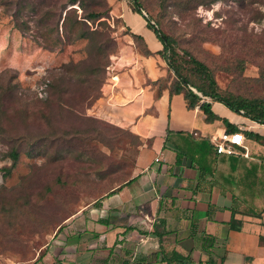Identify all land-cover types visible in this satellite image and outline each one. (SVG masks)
Segmentation results:
<instances>
[{
    "label": "rangeland",
    "instance_id": "obj_1",
    "mask_svg": "<svg viewBox=\"0 0 264 264\" xmlns=\"http://www.w3.org/2000/svg\"><path fill=\"white\" fill-rule=\"evenodd\" d=\"M69 1L0 0V264H48L49 248L57 254L58 240L95 222L99 200L133 173L139 139L95 116L80 82L96 65L99 37L116 51L119 20L109 0ZM138 1L172 37L171 59L194 86L206 81L188 54L223 95L264 98V0ZM89 11L101 16L87 20ZM104 76L101 65L96 81ZM57 77L69 86L62 101L50 88Z\"/></svg>",
    "mask_w": 264,
    "mask_h": 264
},
{
    "label": "crops",
    "instance_id": "obj_2",
    "mask_svg": "<svg viewBox=\"0 0 264 264\" xmlns=\"http://www.w3.org/2000/svg\"><path fill=\"white\" fill-rule=\"evenodd\" d=\"M109 2L121 32L90 110L139 139L132 180L99 200V218L86 219L76 238L58 240L59 254L50 247L43 261L177 264L180 254L187 264L210 257L218 264H264V141L249 136L264 138V124L209 97L219 119L206 122L198 106L188 108L182 92H170L175 75L157 53L163 44L145 18L125 0ZM222 119L242 130L248 156L216 152L211 138L236 132ZM232 214L239 229L230 227Z\"/></svg>",
    "mask_w": 264,
    "mask_h": 264
},
{
    "label": "trees",
    "instance_id": "obj_3",
    "mask_svg": "<svg viewBox=\"0 0 264 264\" xmlns=\"http://www.w3.org/2000/svg\"><path fill=\"white\" fill-rule=\"evenodd\" d=\"M77 0H70L69 3H75ZM128 3L132 7V9L141 14L147 23L148 28L153 30L157 36V38L162 42L163 47L161 50H159L157 53L161 55L164 60L166 61V64L168 65V68L174 73V82L170 86V92L177 93L182 92L186 101V106L188 108H194L195 106H198L199 109H201L205 114V120L206 122L213 121L214 119H219L220 117L216 115L211 110V105L208 101H206L203 97H209L212 100L222 102L225 104L230 110L240 113L245 117H248L249 119L264 124V98L259 99H247L243 98L239 95L236 96H225L222 93H220L216 88L215 80L212 76V74L209 72L208 68L199 60L193 58L190 54H188L189 61L192 63L194 67V71L200 76V78L203 81H206L205 85L201 86H194V84L191 82V80L184 76L177 65L174 64L173 60L171 59V55L175 52L174 50V41L172 37L169 34H164L158 27L157 23L155 21H152L151 18H149L146 15H143V11L141 9L140 3L138 0H128ZM101 16L100 13L89 11L87 12L85 18L88 20H95ZM69 14H65L64 21L68 20ZM75 22V21H74ZM77 22V21H76ZM67 23V22H66ZM80 37L87 35V30H83L79 32ZM83 35V36H82ZM134 41L136 43V46L140 47V50H142L145 54H150L151 52L143 48L142 39L140 36L133 35ZM99 46H98V60L95 66H90L87 69V74L80 79L81 84L85 85V90L87 91L88 99L90 97L93 98V100L97 99L100 96V87L104 81V78H101L100 80L96 81V73L101 65H103L104 73L106 74V68L109 65L108 57L112 53L113 49L111 48L112 41L107 38L101 36L99 37ZM102 57L105 59L103 60ZM101 64V65H100ZM75 66V65H74ZM73 66V67H74ZM67 70V68H66ZM64 81L63 77H57L54 78V80L50 83V88L56 89L58 91V94L61 98V101L63 100V96L68 93L69 86H63L62 83ZM67 82H69L67 80ZM96 82V92L94 91V85ZM192 87L198 91L201 95L197 94ZM86 97V96H85ZM66 101H64L65 103ZM92 102V101H91ZM65 108L69 107L67 106V103H65ZM68 109V108H67ZM44 117V116H43ZM224 124L227 126V128H230V124L227 120L222 119ZM227 131H236L234 127L228 129ZM230 133V132H228ZM249 136L253 137L254 139L258 141H264L263 137H260L257 134H249ZM19 139V138H17ZM20 141V140H16ZM9 157L12 160V164H15L18 160L19 152L15 146L11 148V150L8 153ZM132 179L126 181L129 182ZM124 182V183H126ZM112 193V191L110 192ZM109 193V194H110ZM108 195V194H106ZM251 216L259 217L260 212H253V214H250ZM159 224L163 225L164 221L159 220ZM241 226V220H237L234 218L232 214V218L230 220V227L232 229H239ZM154 233L157 232V229H153ZM210 240V238H204V242ZM260 241L264 242V235L260 236ZM41 257V256H39ZM170 260L169 258H167ZM175 260L177 261V264H187V258L176 254ZM198 264H218L215 260H213L211 257L208 258L205 261H200Z\"/></svg>",
    "mask_w": 264,
    "mask_h": 264
},
{
    "label": "built area",
    "instance_id": "obj_4",
    "mask_svg": "<svg viewBox=\"0 0 264 264\" xmlns=\"http://www.w3.org/2000/svg\"><path fill=\"white\" fill-rule=\"evenodd\" d=\"M143 15L146 14L143 12ZM193 90L197 94L201 95L195 89ZM203 98L207 99L208 97H203ZM211 141L214 144L217 153H222L226 155L239 154V155L248 156L246 146L244 145V134L241 129L231 133L223 132L220 136L212 137Z\"/></svg>",
    "mask_w": 264,
    "mask_h": 264
}]
</instances>
